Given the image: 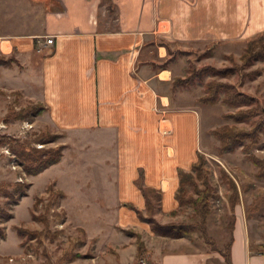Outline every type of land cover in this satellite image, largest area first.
<instances>
[{"label": "crops", "instance_id": "obj_1", "mask_svg": "<svg viewBox=\"0 0 264 264\" xmlns=\"http://www.w3.org/2000/svg\"><path fill=\"white\" fill-rule=\"evenodd\" d=\"M25 1L0 0V56L18 59L0 63V91L44 104L38 118L63 134L62 159L45 171L70 170L69 190L55 171L54 186L67 222L86 233L84 250H96L83 264H228L191 236L154 233L140 218L141 186L161 194L154 218L169 222L179 171L212 138L211 107L174 87L170 47L245 43L264 32V0ZM234 215L230 264H264V227L242 196ZM128 231L144 242L142 260Z\"/></svg>", "mask_w": 264, "mask_h": 264}, {"label": "rangeland", "instance_id": "obj_2", "mask_svg": "<svg viewBox=\"0 0 264 264\" xmlns=\"http://www.w3.org/2000/svg\"><path fill=\"white\" fill-rule=\"evenodd\" d=\"M245 45L246 42L229 45L220 43L188 45L186 47L173 45L169 53L172 56L171 61L176 64V78L188 77L186 83L177 86L184 90L188 101L200 102L199 99L207 94L209 83L213 82L234 86L231 95L237 97V100H240L239 95L241 94L254 97L255 100L250 104L233 106L225 102L226 89H223L220 90L216 103H200L211 107L214 115L211 119L213 129L227 124L235 130L252 131L255 127L263 125L259 132V144L251 146L250 152L259 158H264V60L257 59L251 64H246V61L241 60L240 57ZM230 54L234 56L232 60L228 59ZM226 67L232 69V72L226 75H219L211 70L202 74L197 73L206 68L218 70ZM13 94L0 91V264H83L85 260L88 261L85 258L92 259V251L96 250L94 248L84 250V243L87 240L86 233L82 228L76 227V224L67 222L65 213L60 210L62 196H49L45 188L50 183L55 184L53 176L55 171L59 174L64 188L69 190L66 186L72 185L69 177L70 170L68 168L63 170L52 168L47 172L44 170L31 180V175L24 171L10 148L13 138H20L28 142L29 146L39 149L56 147L62 138L57 142L47 144L40 142L44 133L52 132L38 116L5 121L8 113L19 111L32 102L22 99L21 93L14 94L15 96ZM239 111L250 113L252 116L241 122L234 118L225 119L223 117L227 113ZM211 135L212 138L206 151L203 150L205 153L204 168L214 187V197L210 201L211 212L206 222V229L215 245L224 250L231 236L229 226L232 211L229 200L233 192L229 178L233 179L238 186L240 202L242 196L245 209L251 213V216H255L257 218L255 221L260 222L263 227L264 179L256 177L258 168L249 159L243 147L240 146L233 152L221 154L218 149L220 140L212 133ZM246 143H251V140H246ZM77 174L86 179L84 176L87 173L83 170ZM18 182H23L24 185L17 186ZM198 187L201 190L204 189L202 181H198ZM187 195L197 197L192 187L188 188ZM247 200L250 201L249 204ZM257 203H259L258 208ZM152 204L153 211L149 214L154 216L159 202L153 200ZM253 212L256 214H252ZM34 215L38 218H34ZM171 216L170 221L166 223L156 220L161 224L199 223L200 221L194 206L190 203L180 205L176 213H171ZM17 226H23L41 234L34 238L30 235L22 237L16 231ZM184 236H191L194 243L202 245L206 250H211V246L205 243L200 230Z\"/></svg>", "mask_w": 264, "mask_h": 264}, {"label": "trees", "instance_id": "obj_3", "mask_svg": "<svg viewBox=\"0 0 264 264\" xmlns=\"http://www.w3.org/2000/svg\"><path fill=\"white\" fill-rule=\"evenodd\" d=\"M233 55H228V59L232 60ZM241 60L246 61V64H251L253 61L257 59L264 60V33H258L246 40V45L244 51L240 55ZM0 63H4L6 65H13L14 63H18V59L15 54H11L9 57L0 56ZM211 70L213 73L219 75H226L232 72V69L226 67L224 69H212L206 68L200 71H197L198 74H202ZM188 77L181 78L177 77L174 81V87L181 86L186 83ZM207 94L199 99L200 102L205 104H214L218 100L220 90L226 89V99L225 102L232 104L233 106H243L250 104L255 99L250 95L241 94L239 95L241 98L237 100L234 95H231V90H234V86L221 83V82H213L208 85ZM16 94H20V92H16ZM47 110V107L42 103L30 102L25 108L19 111H11L5 116V121L16 120V119H24L31 116H40ZM254 115V114H253ZM250 113H243V111H239L237 113H227L223 115L225 119L234 118L236 121H242L246 118L251 117ZM263 126V125H262ZM257 126L252 131H244V130H235L234 127L229 126L227 124L217 127L211 130V133L220 140L219 152H233L238 147H243V150L247 152L249 159H251L254 164L257 166L258 171L256 173V177L259 179H264V158H259L253 153L250 152L251 146H257L259 144V132L262 127ZM48 136V137H47ZM63 137L61 133H44V135L40 138V142L42 143H50L57 142L59 139ZM251 140V143L247 144L246 140ZM12 144H10V148L12 153L17 158V162L23 167L24 171L28 175H38L43 172L45 169L50 167L51 165L57 164L62 159L63 150L65 148L64 144H59L56 147L50 148H35L29 146V143L21 140L20 138L11 139ZM205 159L204 154L200 153L198 160L193 164L191 171H179L180 175V186L176 193V197L179 201L180 205L192 204L194 206L195 212L198 217H200L199 223H169V224H161L159 223L153 215H150L149 212L153 211L152 200L149 199L150 193H153L154 200L159 201L161 198V194L157 191H153L151 189L145 188L141 186L144 195L147 198V215L140 214V218L151 225V228L154 233L163 235V236H171L173 238H180L184 235L190 234L196 230H200L204 241L207 245L211 246L212 251L220 252L226 259L227 263L230 264V245L232 239L229 240L227 246L224 250L219 249L214 240L209 236L208 231L206 229V222L208 216L210 214V201L211 198L214 197V187L210 183L208 175L206 174L204 168ZM224 176V174H223ZM198 181H202L204 189L201 190L198 187ZM230 187L232 189V196L230 197L231 204V217L232 220L230 222V230L232 232L233 223L235 221L234 208L240 203V193L236 182L233 179H230ZM17 186H23L24 183H16ZM192 187L193 191L197 195L194 197L193 195L188 194V188ZM47 192L50 195H55L56 197L64 196V192L57 190L54 184H48L46 187ZM25 194V191L23 192ZM41 200V199H40ZM38 201V200H37ZM36 201V202H37ZM256 207H259V203L256 204ZM176 211H173L172 214H175ZM34 218H38L37 216ZM16 231L19 236L30 235L31 238L41 234L38 231H31L28 228L23 226H17ZM130 234H135L134 231H128ZM137 236L138 243V260H142L146 253V248L144 242L141 239L140 235Z\"/></svg>", "mask_w": 264, "mask_h": 264}, {"label": "built area", "instance_id": "obj_4", "mask_svg": "<svg viewBox=\"0 0 264 264\" xmlns=\"http://www.w3.org/2000/svg\"><path fill=\"white\" fill-rule=\"evenodd\" d=\"M53 42H54L53 38L49 37V38L47 39V43H48V44H52ZM142 264H145V262H142Z\"/></svg>", "mask_w": 264, "mask_h": 264}]
</instances>
